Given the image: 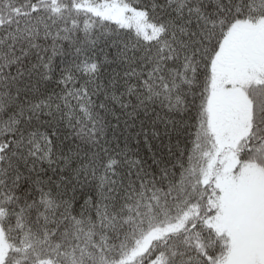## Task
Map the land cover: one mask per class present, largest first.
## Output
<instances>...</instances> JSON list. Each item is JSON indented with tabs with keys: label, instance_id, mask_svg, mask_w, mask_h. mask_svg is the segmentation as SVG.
<instances>
[{
	"label": "snow or ice",
	"instance_id": "snow-or-ice-1",
	"mask_svg": "<svg viewBox=\"0 0 264 264\" xmlns=\"http://www.w3.org/2000/svg\"><path fill=\"white\" fill-rule=\"evenodd\" d=\"M0 264H264V0H0Z\"/></svg>",
	"mask_w": 264,
	"mask_h": 264
}]
</instances>
